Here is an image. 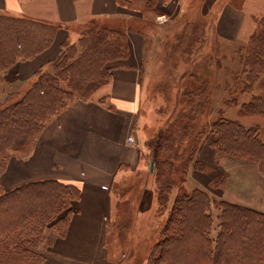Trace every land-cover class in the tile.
Segmentation results:
<instances>
[{"label":"rangeland","instance_id":"374dc122","mask_svg":"<svg viewBox=\"0 0 264 264\" xmlns=\"http://www.w3.org/2000/svg\"><path fill=\"white\" fill-rule=\"evenodd\" d=\"M121 2L132 8L144 10L146 7L143 0ZM242 2L243 0H183L180 12L174 15L166 14L165 19L159 18L161 14L155 15L145 8V18L142 22L148 28L143 65L144 96L140 109L143 127L139 132L145 165L139 172L129 173L125 180L114 185L117 212L108 226L109 253L120 264H149L152 261V254L153 256L156 254L153 247L155 248L165 236L166 223L174 209L176 197L197 187L208 190L215 199L264 211V173L259 163L230 156L214 146L213 141L218 135L212 132L210 127L214 121L235 120L259 131L260 135L264 114L246 111L244 104L252 100L256 94H264V74L254 83L253 90L241 89L245 85L247 75L250 74L249 67L245 66V57L249 52V36L256 30L259 19L264 16V9L258 8L253 11V7L247 8L246 4L241 5ZM227 3L239 6L245 11L244 21L240 32L230 30L217 38L214 32L217 14ZM256 4L260 5V2ZM89 23L77 27V38L66 41L62 56L41 72L52 74L55 64L68 53L73 58L77 56L80 58L84 51L80 41L83 35L94 37L90 43L92 47L97 45L98 41H102V44L107 43V37L104 39L101 34L94 32L88 35L87 26L108 28L116 26L101 21ZM130 28L133 29L134 25L130 24ZM112 61L114 62L108 61L106 66L113 67ZM8 68L0 72V110L10 101L21 98L38 77L36 75L26 82H10L5 77ZM106 83L99 85L88 97L85 96L86 99L99 97L105 90ZM235 97L238 98L237 101L234 100ZM182 122L185 126L188 123L193 125L195 135L192 137L191 146L199 148L193 149L194 159L188 165H184L183 173L180 172L183 162L180 160L176 163L180 168L174 175L176 186L164 205L159 201V183L155 177L156 159L147 144L161 133H175L174 123L182 125ZM39 135L32 137L27 149H10L0 153L1 181L9 160L12 157L29 156ZM208 142L215 147L216 161L224 170L216 174L207 185L202 186L194 174L202 173L210 178L218 168L212 166L210 162H207L206 166L198 157V152ZM195 158L203 164L202 169L194 166ZM166 167L168 168L169 164H164V170ZM0 186L6 189L3 182ZM218 211L215 207L211 210L214 218L213 238L217 237L219 231ZM68 216L67 210H63L35 233L22 237L34 238V248L33 244H29L27 246L29 248H19L16 245V237H12L10 243L0 246V264H37L49 250L51 237L64 232ZM179 256L182 257L181 254ZM185 256L183 254L186 261Z\"/></svg>","mask_w":264,"mask_h":264},{"label":"trees","instance_id":"16d2710c","mask_svg":"<svg viewBox=\"0 0 264 264\" xmlns=\"http://www.w3.org/2000/svg\"><path fill=\"white\" fill-rule=\"evenodd\" d=\"M157 2L146 0L145 4L153 8ZM56 29V25L32 18L0 14V72L50 46ZM87 30L88 35L96 32L104 39L107 37V43L98 41L92 47L94 37L83 35L80 41L84 51L80 58L68 53L55 64L52 74L39 71L29 90L0 110V153L27 149L32 137L38 136L50 119L72 100L86 99L99 85L108 82L112 69L106 66L108 61L128 56L130 48L125 31L104 26ZM248 43L245 66L249 67L250 74L243 91L253 90L254 83L264 74V16L250 34ZM244 109L264 114V94L254 95L244 104ZM174 127L175 133H161L147 144L156 159L159 201L164 205L176 186L174 175L180 169L176 163L183 162L180 171L183 173L184 165L194 159L193 149L199 148L191 146L195 135L192 124L174 123ZM210 127L218 135L214 146L230 156L258 162L264 173V142L259 131L235 120L214 121ZM165 163L169 167L164 170ZM194 166L203 168L197 158ZM1 182L0 179V185ZM80 194L77 185L57 179L32 181L11 190L0 186V246L10 243L12 237H16L19 248L33 244L34 238L22 237L35 233L63 210L68 215ZM214 207L219 210L216 238L212 236ZM173 208L165 236L153 247L156 254H152L149 264H264V211L215 199L200 187L177 196ZM64 233L65 230L59 235Z\"/></svg>","mask_w":264,"mask_h":264},{"label":"crops","instance_id":"0c3cea01","mask_svg":"<svg viewBox=\"0 0 264 264\" xmlns=\"http://www.w3.org/2000/svg\"><path fill=\"white\" fill-rule=\"evenodd\" d=\"M182 2L158 0L155 7L145 4L147 10H143L132 8L121 0H0V13L57 26L50 46L8 68L5 77L10 82L30 81L47 65L57 61L66 41L77 38V27L88 22L116 24L112 28L126 32L130 48L128 56L112 61L111 77L99 97L74 100L58 112L42 129L32 153L27 157H12L2 174L7 190L52 178L73 183L81 190L80 199L73 201L65 233L51 237L49 250L37 264H120L110 255L108 244V226L117 212L113 187L145 165L139 132L143 127L140 109L144 96L143 65L148 26L142 21L146 11L164 14L163 19L166 14L179 13ZM263 2L243 0L241 5L246 4L256 11L264 9ZM244 15L245 11L239 6L225 4L214 25L216 37L230 30L240 32ZM130 24L134 25L133 29ZM261 125L259 137L264 142V117ZM129 136H133V143L129 142ZM216 156V149L210 142L198 152L202 163L210 162L218 167L210 178L195 173L200 185H207L224 170Z\"/></svg>","mask_w":264,"mask_h":264},{"label":"built area","instance_id":"2783aa9c","mask_svg":"<svg viewBox=\"0 0 264 264\" xmlns=\"http://www.w3.org/2000/svg\"><path fill=\"white\" fill-rule=\"evenodd\" d=\"M162 18H164V16L160 17V19H162ZM128 140H129V142L133 143L134 142L133 136H129Z\"/></svg>","mask_w":264,"mask_h":264}]
</instances>
